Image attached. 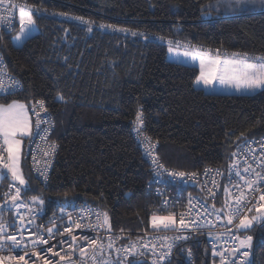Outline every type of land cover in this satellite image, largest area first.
Wrapping results in <instances>:
<instances>
[{"label": "trees", "instance_id": "16d2710c", "mask_svg": "<svg viewBox=\"0 0 264 264\" xmlns=\"http://www.w3.org/2000/svg\"><path fill=\"white\" fill-rule=\"evenodd\" d=\"M19 1L32 9L38 33L16 47L18 24L11 33L0 31L8 70L24 85L0 104L22 102L31 112L43 101L55 116L60 152L45 187L32 175L26 140L27 185L18 203L30 200L46 214L87 204L107 213L112 230L154 229L146 195L151 172L133 136L140 110L144 136L177 171L213 166L226 172L237 143L264 135V90L214 95L197 89L199 69L169 61L163 42L173 38L211 51L264 56L259 0ZM11 185L1 180L0 201L7 199L1 212L16 205L13 192L5 195ZM239 231L252 235L248 264H264V222ZM198 248L197 263L210 264V250ZM168 264L184 262L177 252Z\"/></svg>", "mask_w": 264, "mask_h": 264}, {"label": "built area", "instance_id": "2783aa9c", "mask_svg": "<svg viewBox=\"0 0 264 264\" xmlns=\"http://www.w3.org/2000/svg\"><path fill=\"white\" fill-rule=\"evenodd\" d=\"M26 7L19 0H2L0 2V31L11 33L17 25V11L19 7ZM167 45L185 47L191 50L211 52L206 46H196L179 39L168 38L163 41ZM240 54V53H239ZM0 81L3 90L0 98L20 93L24 89L23 82L12 75L0 50ZM46 109V110H45ZM39 114V124H37ZM143 121L138 124L137 116ZM32 133L26 142V157L35 180L47 187L54 172L58 155L59 143L55 138L56 120L54 114L40 104L31 109ZM133 136L136 145L141 149L144 159L150 168V177L146 183V195L151 202L149 214L159 217L174 216L175 225L157 229H144L137 232L109 230L103 223L104 210L101 207L87 204H72L64 208H55L45 213L43 208L34 205L30 200L18 203L12 211L0 212V222L7 225V231L16 234L19 238L18 226L24 217V224L31 233H36L48 240L47 244L38 243L33 248L28 241L26 259L29 264H130L135 259L146 260L149 264H168L178 252L184 264H198V250L204 245L210 250V264H248L253 260L252 250L239 248L240 235L238 233L239 217L227 223L230 208L234 209L237 199L248 203L253 210L241 206V213L251 218L256 212L254 206L260 203L259 195L264 193V181H258L256 174L264 176V135L235 145L232 160L226 172L213 166H206L197 172H184V177L173 175L182 171L168 168L158 153V146L144 136L143 111L140 110L133 125ZM55 146L54 149L51 146ZM0 147L2 145L0 141ZM47 153V154H45ZM6 159L7 153L3 152ZM250 166V168H249ZM245 169H249L245 171ZM195 173V175H192ZM250 179L256 191L252 192L245 186L244 181ZM243 192V197L240 193ZM246 198V199H245ZM18 205H24L19 207ZM214 205V208H213ZM227 205V206H226ZM223 209V211H221ZM93 213H101L99 221ZM183 214L186 224L191 225L193 220L198 227L181 228L179 220ZM31 220L32 223H28ZM55 226L53 227V223ZM73 221L81 223V228H75ZM256 221L253 222V225ZM53 227L52 237L47 229ZM72 228V232H65V228ZM174 229V230H173ZM59 230L62 235L57 234ZM29 231L24 232L27 238ZM187 239H175L178 236ZM75 237V244L72 237ZM237 237L239 239H237ZM87 238V239H85ZM31 239H36L32 236ZM97 244L92 245L91 241ZM64 241V243H61ZM111 244V247L108 245ZM169 245L171 250L169 252ZM85 255L80 256V249ZM100 249L99 251H96ZM119 250V251H117ZM248 252L243 257V252ZM38 252L39 256H33ZM25 253L23 248H12L5 244V250L0 256H18ZM59 253V255H56ZM95 253L97 259H91ZM65 259H61V257Z\"/></svg>", "mask_w": 264, "mask_h": 264}, {"label": "snow or ice", "instance_id": "6c2138e0", "mask_svg": "<svg viewBox=\"0 0 264 264\" xmlns=\"http://www.w3.org/2000/svg\"><path fill=\"white\" fill-rule=\"evenodd\" d=\"M2 2V0H0ZM259 6L264 9V0H259ZM19 7V21L21 25V35H23L25 32L30 30L31 26L34 25L35 21L33 20L31 10L25 11V8L23 6H14ZM4 18L0 17V21H2ZM103 27V25H102ZM89 31L91 29L89 28ZM121 31H124L121 29ZM135 35V33H133ZM17 39H20V36L17 37ZM169 51H172L171 48H169ZM185 56H190L192 60L199 59L200 64V75L196 80L197 84H203L205 86H211L214 81L219 80L221 84L225 85H232L237 90H251L255 91L257 89L264 88V56L260 57H254L252 58V62H249V57L247 54H232L231 57L223 58L219 54V50H217L216 55H212L210 52H201L199 49L195 50V54L191 52H185ZM3 90V82L0 81V91ZM60 99H63V97H60ZM43 108V101L38 102ZM46 110V109H45ZM142 114L137 116V122L138 124L143 123V121L140 119V116ZM38 120L37 124H39V114H37ZM31 135V122L28 115V109L27 106L23 103L19 102H12L8 105H0V141H2V145L6 147H0V180L6 179L9 176L11 177L12 181L18 182L21 186H26L27 181L23 175L22 168H21V139L18 137H24V136H30ZM54 149V145L51 146ZM3 152L7 153L6 159L3 156ZM47 154V153H45ZM235 155V153L233 154ZM250 168V166H249ZM249 169H245V171H248ZM173 175H178L179 177H184L185 173L180 172ZM192 175H195L193 173ZM258 181H264V176H260L259 173L256 174ZM245 186L248 189H251L252 192H255L257 189L253 186V181L250 179H246L244 181ZM11 187L15 188V194L11 196V202L13 204H18V201L20 199V193H21V187H18L16 183H13ZM7 195V194H6ZM243 192L240 193V196L243 197ZM38 198H33V201L37 200ZM246 199V198H245ZM259 201L264 202V193L259 195ZM41 204L43 203L42 200L39 201ZM248 203H251V201H248ZM248 203H244L243 200L237 199L236 204L237 206L234 209L230 208L229 214L227 216V223L232 224L233 219L239 217V229H248L252 226L254 221H261L264 222V203H260L258 206H254L256 212L258 215H254L251 218H249L247 215H243L240 211L241 206L247 208L249 212H251L253 209L248 207ZM19 207H23L24 205H18ZM227 206V205H226ZM214 208V205H213ZM223 211V209H221ZM96 215L97 220L99 221L101 213H93ZM103 223L108 225L110 230V224L108 222V216L107 213H103ZM152 226L153 228H158L161 225L164 228H168L169 225H175L176 221L174 216H167V217H159L156 215L152 216ZM19 220L21 221L20 226H18V233L19 238L16 234L9 233L6 229L7 225H4L2 222H0V251L5 250V244H9L12 248H23L25 249V253L18 256H0V264H29V260L26 259L27 253V246L28 241H31V244L33 248L37 246L38 243H44L47 244L48 240L44 239L43 236H39L36 233H31L30 230L26 228V225L24 222V217L20 216ZM28 223H32L31 220L28 221ZM53 227L55 226V222L53 221ZM75 226V228L79 229L81 228V223L77 221L72 222ZM179 225L181 228H188L189 226L192 227H198L196 221L193 220L191 222V225L186 224L185 220L183 218V214H181V218L179 220ZM53 227H49L47 229V234L51 238L53 233ZM29 231L30 235L29 237L24 236L25 231ZM174 230V229H173ZM65 232H72V228H65ZM58 235H62V233L57 230ZM32 236H36V239H31ZM87 239V238H85ZM175 239H187V237L181 235L178 237H175ZM237 239H239L237 237ZM252 237L248 236L245 239H239V247L236 249L237 251L239 248H248L250 247V241ZM76 238L72 237V242L75 244ZM61 243H64V241H61ZM92 245H96L97 241L92 240ZM108 247H111V244L108 245ZM169 247V252L171 250V245ZM100 249H97L96 251H99ZM119 251V250H117ZM33 256H39L38 252H33ZM56 255H59V253H56ZM85 255V250L83 248L80 249V256ZM243 257H247L248 252H243ZM61 259H65V257H61ZM91 259L96 260L97 257L95 253L92 255ZM45 264H49V261H45ZM71 264V262H69Z\"/></svg>", "mask_w": 264, "mask_h": 264}, {"label": "rangeland", "instance_id": "374dc122", "mask_svg": "<svg viewBox=\"0 0 264 264\" xmlns=\"http://www.w3.org/2000/svg\"><path fill=\"white\" fill-rule=\"evenodd\" d=\"M24 8H25V11L26 12L29 11L27 7H24ZM30 10H31V13H32L33 11H32L31 8H30ZM19 11H20V9L18 8V11H17L18 31H17L16 35H14L13 38H12L13 44L16 47H20L24 43V41H26L27 39L31 38L32 36H34L35 34L38 33V28H37L36 24L34 23V25L31 26L30 30H28L23 35H21V25H20V21H19ZM18 36H20V39H17ZM169 48H171L172 51H169ZM185 52H191V53L195 54V50H191V49H188V48H185V47H180V46L169 45L167 47V58L171 62L180 63V64L189 65V66H193V67L198 68L199 69V75H200L199 59L197 58L196 60H192L190 56H185L184 55ZM201 52H204V51H201ZM210 53L212 55H216L217 54V50H212ZM234 53H237V52H230V53L229 52H223L222 53L221 51H219V54L222 57V59L223 58L231 57L232 54H234ZM241 55H243V53H241ZM247 56L249 57V62H252V58H254V57H260L261 55L247 54ZM194 86H195V88L201 89V90L205 91L208 94H214V95H256V94L261 93L264 90V88L257 89L255 91H251V90H237L235 87H233L230 84H228V85L221 84L219 82V80L214 81L211 86H205L202 83L201 84H197L196 81H195ZM0 105H5V104H0ZM31 124H33L32 120H31ZM29 137L30 136L18 137L22 141V143H21V168H22V160H23V154H24V151H23L24 142H26L25 140H27ZM22 172H23V168H22ZM9 178L11 180V184L16 183L17 186L21 187V185H19L18 182L12 181V179H11L10 176H9ZM0 183H1V180H0ZM8 191H7L8 193H6V194H11L12 192H13L12 195L15 194V188H13L11 186H10V188H9ZM6 203H7V199H4L3 201H0V212H1V209L3 208V205H5ZM66 204H67L66 202L63 203V205H66ZM8 207H10V206L5 207L6 208V211H12L14 209V207H13V209L10 210V208H8ZM252 215L253 216L254 215H258V213L257 212H254V214H252ZM257 223H258V221H256V224L255 225H257ZM151 227L153 228V226H152V219H151ZM160 227H158V228H160ZM154 229H157V228H154ZM238 233L240 235V239H245L248 236H251L252 237V235L249 232H240V231H238ZM243 249H245V250H252V239L250 241V247L243 248ZM132 263L135 264L137 262L133 260Z\"/></svg>", "mask_w": 264, "mask_h": 264}, {"label": "crops", "instance_id": "0c3cea01", "mask_svg": "<svg viewBox=\"0 0 264 264\" xmlns=\"http://www.w3.org/2000/svg\"><path fill=\"white\" fill-rule=\"evenodd\" d=\"M19 103H22V102H19ZM11 104V103H10ZM24 104V103H23ZM8 105V104H7ZM26 105V104H25ZM27 106V105H26ZM27 109H28V115H29V119H30V122H31V112H30V109H29V107L27 106ZM32 129H33V126H32V124H31V133H32ZM26 141V140H25ZM24 148H25V142H24V147H23V151H24ZM23 156H24V154H23ZM8 179H9V181L11 182V180H10V178L8 177ZM19 187V186H18Z\"/></svg>", "mask_w": 264, "mask_h": 264}, {"label": "bare ground", "instance_id": "6f19581e", "mask_svg": "<svg viewBox=\"0 0 264 264\" xmlns=\"http://www.w3.org/2000/svg\"><path fill=\"white\" fill-rule=\"evenodd\" d=\"M112 230V229H111Z\"/></svg>", "mask_w": 264, "mask_h": 264}]
</instances>
